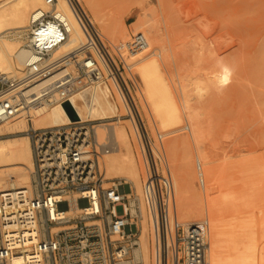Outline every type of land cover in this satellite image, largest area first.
Wrapping results in <instances>:
<instances>
[{
  "label": "built area",
  "instance_id": "built-area-1",
  "mask_svg": "<svg viewBox=\"0 0 264 264\" xmlns=\"http://www.w3.org/2000/svg\"><path fill=\"white\" fill-rule=\"evenodd\" d=\"M43 2L45 7L28 19L29 55L23 70L19 75L0 73V124L26 117L28 127L21 134L33 159L30 189L0 193V264H143L129 195L120 182L107 186L101 171L102 157L117 146L115 139L105 130L99 140L100 121L35 128L30 116L45 103L72 108L71 94L104 74L116 85L128 110L123 117L132 121L139 137L141 199L150 220L152 264H207L201 232L196 227L184 232L178 221L161 137L156 135L155 146L134 102L139 82L125 58L145 51V38L136 34L127 42L106 45L78 3L65 0L84 42L61 51L72 32L70 21L58 0ZM132 201L139 213L138 201ZM73 206L79 212L69 216Z\"/></svg>",
  "mask_w": 264,
  "mask_h": 264
},
{
  "label": "rangeland",
  "instance_id": "rangeland-1",
  "mask_svg": "<svg viewBox=\"0 0 264 264\" xmlns=\"http://www.w3.org/2000/svg\"><path fill=\"white\" fill-rule=\"evenodd\" d=\"M135 1L139 7L125 19L128 36L122 42L101 34L94 27L106 45L124 43L136 34H144L148 48L138 53L137 60L155 56L157 63L152 65L151 70L157 71L156 75L159 74L164 80L170 97L177 104L181 121L165 130L159 124L158 115L146 111L141 104L140 92L133 95L149 139L157 146L156 135L161 137L168 168L170 163L166 152L172 145L175 147L173 153L176 162L184 150L196 162L192 164L196 167H193L194 176L191 179L193 190L190 193L187 223L182 226L185 229L206 223L203 239L207 245L208 264H225L220 250L222 245L229 264H264V0H166L171 10H168L167 3L168 8L164 7L170 15H166V10L162 9L166 1L164 4L159 0ZM77 2L89 22H92L85 3L82 0ZM95 5L107 9L112 2L95 0ZM170 16L173 20L167 19ZM168 20L173 21L172 27ZM132 28L136 30L131 35L129 30L132 31ZM135 60V57H130L127 63L133 66L132 72L143 93ZM209 71L223 76L220 81L214 78L217 91L211 95H198L193 88L194 81L200 80L206 84V73ZM106 83L109 84L108 81ZM181 84L188 86L187 98L181 94ZM147 103L151 107L152 101L147 100ZM151 117L156 121L155 126L149 123ZM104 122L119 124L125 129L142 170L140 193L137 194L132 188L127 195L130 202L132 199L138 200L141 214H144L141 216H145L133 220L140 231V223L146 219L149 244L147 264H152L151 227L141 199L144 169L134 130L124 117L119 121ZM100 133L97 130L101 139ZM20 136L26 137L16 134L0 139ZM111 147L109 153L114 147L116 149V146ZM211 156L212 159L207 158ZM203 157H206L205 161ZM211 165L216 168L212 169ZM206 171L213 173L209 176L210 173L206 174ZM202 174H206V177ZM105 179L107 186L118 181L124 183L117 177L105 176ZM116 213H122L120 207ZM247 234L251 240L246 238ZM227 240L230 242L228 245L225 243ZM249 253H253V259L249 258Z\"/></svg>",
  "mask_w": 264,
  "mask_h": 264
},
{
  "label": "bare ground",
  "instance_id": "bare-ground-1",
  "mask_svg": "<svg viewBox=\"0 0 264 264\" xmlns=\"http://www.w3.org/2000/svg\"><path fill=\"white\" fill-rule=\"evenodd\" d=\"M75 1L77 2V0ZM82 1L85 3V5L87 6L88 10L91 13L92 22H89L87 16L85 14L84 15L86 16L90 27L96 33L97 31L95 30L94 26H96L98 30L102 32L101 34H104L109 38L115 39V41L116 40L121 41L122 39L128 36L125 28V19L134 10L138 9L139 4L138 3L136 4L135 0H110L112 2V5L107 9L98 8L95 5V0H82ZM164 1L166 0H162V1L159 0L158 2H162L164 4ZM166 3L167 1L165 2V5H162V9L164 8V10H166L164 6H166L167 8L169 6L168 3H167L168 6L166 5ZM44 7L45 5L43 0H0V73L12 74V75H19L21 73L26 58L29 55V51L26 48L27 46L26 28L28 25L29 16L33 11ZM58 8L67 15L72 27V32L69 37V40L61 48V51H67L68 49H71L72 47L80 43H83L84 37L82 31L80 30L75 20L73 19L65 0H58ZM169 8L168 10L170 11L171 8L170 9ZM165 13L166 15L168 14L167 10L165 11ZM171 16L168 17L167 19L172 18L173 20V17ZM169 21L170 20H168V22ZM169 23L172 27L173 21ZM132 29H133L132 31L131 29L129 30L130 34L131 32L136 30L135 28ZM139 34L143 35V37L147 42V39L144 36V34L142 33ZM147 48H148V44H147ZM138 55L139 54L134 56L136 60L135 62L134 61L133 62L134 64L137 65L136 73H138L140 77L139 81H141L142 83L141 84L142 86L140 87H143L142 90L143 93H141V91L139 90L141 96L140 98L141 104L144 106L146 111H152L155 115H158L159 124H161V126L165 130H168L173 125L177 124V122L180 123L181 121L177 104L170 97V92L168 90V87L164 84V80H162L159 74L156 75L157 71L151 70L152 65L154 63L155 64L157 63L155 56L153 55V57L151 58L150 56L149 58L145 57L142 58V60L138 61L137 60ZM128 59L125 58L126 63ZM210 65L211 64H209L208 66ZM208 68L209 67H207V69ZM209 69L211 70V68ZM206 74H207V79H205L207 80V82H205L206 84H204L200 80L194 81L193 88L195 90V93L197 92L198 95H201L203 93L211 95L212 93H214V91L216 90L215 87L216 85H214L216 84L215 83L216 81L214 82V78L217 81H220L223 77L222 74H218L215 71H209ZM106 81L109 82L110 86L109 84L107 85ZM46 83L47 82H43L34 89L41 88V86L43 87ZM187 87L184 84L180 85L181 94L185 98L188 97ZM147 100L152 101L151 107L148 106ZM69 101L72 108H70L68 105L60 106L58 104L45 103L41 107L32 111L30 116L33 126L35 128H53L61 125H66L72 122L73 120H77V121L79 120L81 122L100 121L101 123L98 125V130L102 132L100 133L101 138H102V134H104L103 132L107 130L108 136L114 138L115 141L117 142L116 149H114L115 148L114 147L111 153L106 154L104 156L105 158L102 157L104 159H102L101 171L102 174L104 175V178L105 176L111 178L117 177V179L120 178L124 181L123 183L124 185L122 184L121 181L118 182H120V185L124 187L126 194L132 188H134L137 191V194H139L140 172L142 170L138 166L136 155L132 148L130 138L127 132L125 131V129L121 125L114 123L106 124L104 122L106 120H111V119H116L117 121H119V119H123V116H125L128 112L126 105L114 82L109 80V77L104 74V77L89 84L85 89L74 91L71 94ZM120 111L122 112V114H119ZM72 115L74 116V118L71 117ZM25 118H26L25 116H20L11 121H6L4 123H1L0 137L9 136V135L13 136L25 132L28 127ZM126 121H128L131 124L134 130L136 141L138 143L139 155L142 162V150L140 147V141L135 125L132 123L131 120L126 119ZM150 122L152 126L153 125L155 126L156 121L154 120L153 117L150 118L149 123ZM174 149L175 147L172 145V147L168 148L166 152L168 156L167 159L169 160L168 164L170 163L168 169H170L169 173L173 186L175 209L178 214V218L180 219L181 222L180 224L184 225L185 222L187 223L186 217H187L188 208L190 207L189 200H191L190 193L193 190L191 179L194 176L193 167H196V165L195 166L192 165L194 163L192 159L194 160V158L189 152H186L185 150L183 151L180 160L176 162L175 160L176 156L173 153ZM205 158L203 161H205ZM207 158L212 159L213 157L211 156ZM207 165H205V167ZM214 167L216 168V166ZM214 167H212V169H214ZM32 171H33V159H32L30 143L27 137L20 136L17 138L14 137V138L0 139V193L4 191H14L16 188L30 189ZM207 171L206 174L210 173L208 175L211 176L214 170L212 171V173L211 172L207 173ZM206 174H202V176L203 175L205 176ZM129 205H130V214L132 220L131 223L132 225L135 224L136 226H138L137 223L134 222L135 219L133 220V218L135 217L143 218L145 216H141L144 214H141L142 211H140V209H139V215H137V213L134 212L135 211L133 209L134 201L131 202L129 201ZM67 212H68L67 214L70 216V215L78 214L79 211L77 207L73 206ZM145 220L146 219L144 218V220L141 221L140 223L141 229H140L139 240H141V243H139V251L142 256L144 264H147L149 244L147 239L148 226ZM149 226H150V220H149ZM191 227H196L197 230L201 232L202 236H204L207 225L206 223H204L196 226L195 225L189 226L188 228L186 227L187 229L186 228L184 229V232H187ZM246 238L251 240L249 238V235L246 236ZM225 243L226 245H228V243L230 242L229 240H227V242L225 241ZM226 245L225 247H227ZM222 246L223 247H220V250L222 252V260L225 264H229L227 253L225 254L226 249L224 248V245ZM230 247H228V249H231ZM231 251L233 252L234 249H232ZM251 254L249 255L250 257L249 256L248 257L249 258L252 257L253 259V256ZM252 259L249 260L251 261ZM14 264H18V261H15Z\"/></svg>",
  "mask_w": 264,
  "mask_h": 264
},
{
  "label": "water",
  "instance_id": "water-1",
  "mask_svg": "<svg viewBox=\"0 0 264 264\" xmlns=\"http://www.w3.org/2000/svg\"><path fill=\"white\" fill-rule=\"evenodd\" d=\"M71 117H72V118H74V116H73V115H72Z\"/></svg>",
  "mask_w": 264,
  "mask_h": 264
}]
</instances>
